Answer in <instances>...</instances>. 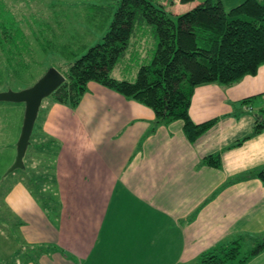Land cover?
<instances>
[{"label": "crops", "instance_id": "1", "mask_svg": "<svg viewBox=\"0 0 264 264\" xmlns=\"http://www.w3.org/2000/svg\"><path fill=\"white\" fill-rule=\"evenodd\" d=\"M165 9L190 10L179 0ZM262 110L264 65L234 84L194 89L192 122L216 120L194 144L182 121L150 132L149 108L94 82L75 109L44 98L2 196L13 239L0 240V264H195L221 244L263 238L264 184L235 179L264 166V130L228 149ZM216 154L220 168L201 165ZM36 182L54 188L53 212L30 188ZM246 264H264V252Z\"/></svg>", "mask_w": 264, "mask_h": 264}, {"label": "trees", "instance_id": "2", "mask_svg": "<svg viewBox=\"0 0 264 264\" xmlns=\"http://www.w3.org/2000/svg\"><path fill=\"white\" fill-rule=\"evenodd\" d=\"M107 1L105 5L94 6L95 15L100 18L98 30L104 32L109 23L101 42L92 47L63 45L58 51L66 64L56 70L65 80L47 97L57 104L75 109L86 93L87 84L94 82L149 108L154 114L150 132L158 126L182 121L185 139L194 144L216 123V120L192 122L189 109L194 89L205 84H234L245 76L255 75L264 65L262 0H244L227 10L220 0H206L179 15L167 12L157 0ZM179 2L188 4L194 0ZM0 4L3 6L1 0ZM1 5L0 52L12 68L27 54L26 47L18 42L26 37L13 18L5 17ZM146 35L156 41L150 61L139 67L133 81L113 77L116 66L129 51L148 46ZM12 72L21 76L17 70ZM254 116L251 133L228 149L240 147L264 130V110ZM201 165L220 168V155L203 158ZM248 178L264 184V166L235 180ZM244 239L242 236L219 245L202 254L195 264H246L264 252V239L254 238L249 251L240 257V243Z\"/></svg>", "mask_w": 264, "mask_h": 264}, {"label": "rangeland", "instance_id": "3", "mask_svg": "<svg viewBox=\"0 0 264 264\" xmlns=\"http://www.w3.org/2000/svg\"><path fill=\"white\" fill-rule=\"evenodd\" d=\"M2 8L6 18H13L22 30L23 42L18 40L26 48L25 58H20L11 68L0 52V93L13 91L18 92L32 87L48 69L64 68L66 62L60 56V47L63 45L76 46L85 44L92 47L101 42V39L109 27L106 24L104 32L98 30L100 18L95 15L94 6L105 5L107 0H1ZM173 0H157L159 4L169 7ZM206 0H194L188 3L190 9ZM216 1V0H213ZM224 7L230 9L241 4L244 0H220ZM264 1V0H262ZM164 7V8H165ZM20 37V36H18ZM148 46L129 51L126 58L121 60L112 73V76L119 80L133 81L139 67L148 63L156 49V41L153 37L146 35ZM25 61V65L22 62ZM25 68L26 70H22ZM12 70L20 72L21 76L14 74ZM25 114L23 104L0 101V208L6 210L2 196L4 191L17 175L7 172L13 158L9 146L15 142L14 138L22 128ZM13 149V146L11 147ZM11 154V158H10ZM35 180V177H34ZM43 186L46 192H36ZM30 188L38 197L40 205L44 206L51 213L57 208L60 200L53 199V187L51 184H30ZM7 213V212H6ZM9 219V215L6 216ZM7 221L0 219V229L3 235L0 240L5 242L10 239L12 242L13 230ZM12 230V232L10 231ZM3 239V240H2ZM264 239V237H263ZM250 243H240V257L250 249ZM4 255H8L3 253ZM1 255V253H0ZM230 264V263H229ZM231 264H236L231 263Z\"/></svg>", "mask_w": 264, "mask_h": 264}, {"label": "water", "instance_id": "4", "mask_svg": "<svg viewBox=\"0 0 264 264\" xmlns=\"http://www.w3.org/2000/svg\"><path fill=\"white\" fill-rule=\"evenodd\" d=\"M64 80V77L56 69L50 68L30 89L0 93V101L25 105L21 134L16 144L15 162L8 172L22 167V158L29 145L30 136L41 102L54 92Z\"/></svg>", "mask_w": 264, "mask_h": 264}]
</instances>
